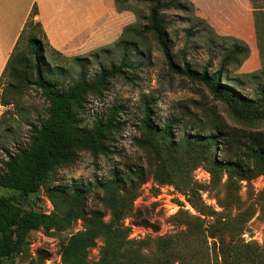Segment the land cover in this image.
Segmentation results:
<instances>
[{
    "label": "trees",
    "instance_id": "obj_1",
    "mask_svg": "<svg viewBox=\"0 0 264 264\" xmlns=\"http://www.w3.org/2000/svg\"><path fill=\"white\" fill-rule=\"evenodd\" d=\"M131 1L150 4L149 23L139 33L154 34L170 67L180 71L176 65L177 57L169 44L166 11L174 9L192 13L195 12L193 2L115 0L117 10L129 8ZM254 8L257 22L259 14H264V10H257L256 6ZM36 13L35 6L33 17L27 21L0 81L2 87L3 80L7 79L0 92V104L7 110L16 105V96L25 86L38 88L49 103L46 117L31 124L28 141L19 145L14 152L6 149V159L0 166V187L10 191L0 194V264H16L17 256L28 249L32 231L40 228L47 233L52 230L64 231L81 217L84 218V228L70 234L61 245L62 264H264V244L237 239V235L244 230L246 218L239 215L233 224L228 218L219 217L220 219L215 220L217 212L203 202L197 183L190 184L188 175L182 174V164L174 167L175 160L171 155L163 160V149L158 143L171 140L173 128L183 122V116L160 127L152 119L149 105L146 106L139 127L143 136L138 142L142 147L152 148L160 157L154 171L159 183L175 184L177 187L181 183L189 185L188 192L185 193L189 195L199 214H178L181 222L187 226L184 231L172 236H158L153 241L129 238L130 228L125 225L124 219L132 213V202L137 196V189L146 180L143 169L129 168L127 173L115 172L107 182L97 180L96 198L110 209L109 220H105L102 210L87 207L88 197L93 192L91 186L75 184L70 189L50 187V175L55 168L73 162L79 151L88 150L97 157L112 150V135L122 125L117 119V113L123 107L113 106L107 116L96 118L91 125L84 123L82 111L88 95L100 94L109 78L124 74L123 67L127 65V45L130 41L125 35L120 41L124 47L122 64L103 66L96 78L91 79L85 71L90 58L75 57L74 61L80 63L78 77L66 83L61 75L64 67L53 66L42 39H45V44L51 51L59 55L63 53L49 44L41 22L34 19ZM24 38L27 46L20 47ZM248 54L249 45L234 38L217 69H214L212 60L202 66L186 61L183 73L207 87L236 114H241L242 107H246L256 116L264 117L263 109H252L257 107L255 103L264 106V87L259 88L254 95H244L238 90L243 86L241 79L226 73L231 64L241 62L240 55L245 58ZM212 120L214 123L210 129L205 124H199L197 128L194 127V133L185 135L188 145L198 147V157L208 163L212 175L217 177L219 172L225 170L229 176L238 175L240 179L249 180L264 174V134L252 132L242 139L238 132H233L219 120L218 115L215 114ZM215 149L221 152V157L215 155ZM99 190H102L103 195L99 194ZM41 193L53 205L49 212L37 206L36 201H31L32 197L40 198ZM208 217L214 219L207 221ZM228 222L235 225V228L230 230L234 237L226 243L219 234L228 229ZM145 223L149 224V221ZM98 240H102L99 258L91 261L89 253ZM151 242L155 245L154 250L150 248ZM47 256L40 254L34 262H42Z\"/></svg>",
    "mask_w": 264,
    "mask_h": 264
},
{
    "label": "rangeland",
    "instance_id": "obj_2",
    "mask_svg": "<svg viewBox=\"0 0 264 264\" xmlns=\"http://www.w3.org/2000/svg\"><path fill=\"white\" fill-rule=\"evenodd\" d=\"M191 1L194 4V1ZM248 1L252 13L251 27L247 32L242 29L240 34L221 33L222 30L197 13L195 4V12L192 13L174 9L166 11L169 21V44L177 57L176 65L180 71L170 67L154 34L139 33L149 23L150 4L144 1H131L129 8L117 10L123 12L122 16L115 17L103 28L106 34H110L107 35L110 37H107L106 42L90 48L85 47L82 52L59 55L51 51L45 44V39H42L53 66L64 67V73L61 75L66 83L78 77L80 63L74 61L75 57H89L85 71L91 79L96 78L103 66L122 64L124 47L120 41L123 35L129 37L130 41L127 45V65L123 67L124 74L109 78L100 94L88 95L82 111L84 123L91 125L96 118L107 116L113 106L123 107L117 113V119L122 125L120 130L112 135V150L97 157L88 150L79 151L73 162L55 168L50 175V187L70 189L75 184L91 186L93 192L88 197L87 207L102 210L105 220H109L110 209L96 198L97 180L107 182L115 172L127 173L129 168L143 169L146 180L137 189V196L132 202V213L124 219L125 225L130 228L129 238L153 241L158 236H172L184 231L187 226L181 222L178 214H199L186 194L189 185L181 183L180 187H177L175 184L159 183L154 171L160 157L152 148L142 147L138 142L143 136L139 128L141 119L144 117L145 107L149 105L152 119L158 122L160 127L179 116L184 117L182 123L174 126L171 140L158 143L163 149V160L171 155L175 160L174 167L182 164V174L188 175L190 184L197 183L203 202L217 212L215 220L219 217L228 218L233 224L239 215L246 218L244 230L237 235L239 241L263 245L264 174L248 180L240 179L238 175L229 176L224 170L215 177L210 172L208 163L198 157V147L188 145L185 139V135L194 133V127L197 128L199 124H205L210 129L215 114L230 130L238 132L242 139L252 132L264 134V117L256 116L246 107H242L241 114H236L207 87L183 73L186 61L202 66L212 60L214 69H217L233 39L238 38L249 45V54L245 58L240 55L241 62L231 64L226 73L241 79L243 86L238 90L244 95H254L259 88L264 87V14H259L257 22L254 17V6L263 11L264 0ZM104 22L99 23L97 30L106 23ZM238 24L246 26L244 20ZM231 31L234 32L233 29ZM26 42L24 38L20 47L27 46ZM6 82L5 78L1 91ZM48 105L41 91L35 86H25L16 96V105L11 109L7 110L0 104V166L6 159V149L14 152L19 145L28 141L31 124H36L46 117ZM255 105L257 107L252 109L264 110L261 104ZM215 155L218 158L222 156L218 149H215ZM9 192L8 189L0 187V194ZM99 194L103 195L102 190H99ZM190 194L193 195L191 192ZM31 201H36L37 206L46 212L53 209L51 201L44 193H41L38 199L32 197ZM211 219L214 217H208L207 221ZM145 221H149V224ZM230 223H227L228 229L219 234L226 243L234 237L230 230L235 228V225ZM83 228L84 218L81 217L71 228L64 231L52 230L47 233L43 228L32 231L28 249L17 256L16 264H62V243L70 234ZM101 245L102 240H98L96 246L90 250L91 261L99 258ZM150 248L155 249L154 243H150ZM40 254L48 256L42 262H34Z\"/></svg>",
    "mask_w": 264,
    "mask_h": 264
},
{
    "label": "crops",
    "instance_id": "obj_3",
    "mask_svg": "<svg viewBox=\"0 0 264 264\" xmlns=\"http://www.w3.org/2000/svg\"><path fill=\"white\" fill-rule=\"evenodd\" d=\"M193 1L197 13L221 33L240 34L242 29L247 32L251 27L248 0ZM35 6L34 19L41 22L47 41L67 55L103 44L110 37L103 28L123 14L117 11L115 0H0V81ZM241 20L245 21V27L238 24ZM101 21L106 23L97 30Z\"/></svg>",
    "mask_w": 264,
    "mask_h": 264
},
{
    "label": "built area",
    "instance_id": "obj_4",
    "mask_svg": "<svg viewBox=\"0 0 264 264\" xmlns=\"http://www.w3.org/2000/svg\"><path fill=\"white\" fill-rule=\"evenodd\" d=\"M183 198H184V197H183ZM184 201L187 202L186 199H185ZM187 203H188V202H187Z\"/></svg>",
    "mask_w": 264,
    "mask_h": 264
}]
</instances>
